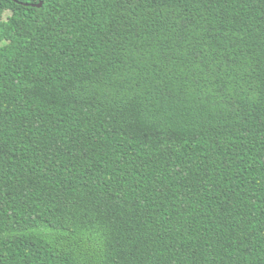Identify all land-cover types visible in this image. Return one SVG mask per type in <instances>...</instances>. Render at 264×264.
<instances>
[{
	"label": "trees",
	"instance_id": "obj_1",
	"mask_svg": "<svg viewBox=\"0 0 264 264\" xmlns=\"http://www.w3.org/2000/svg\"><path fill=\"white\" fill-rule=\"evenodd\" d=\"M0 0V264H264V0Z\"/></svg>",
	"mask_w": 264,
	"mask_h": 264
},
{
	"label": "flooded vegetation",
	"instance_id": "obj_2",
	"mask_svg": "<svg viewBox=\"0 0 264 264\" xmlns=\"http://www.w3.org/2000/svg\"><path fill=\"white\" fill-rule=\"evenodd\" d=\"M11 1H13V2H15V3H17L18 1L17 0H11ZM37 1H40V0H37ZM35 3H33V2H30V3H27V4H23L24 6H26V5H29V6H32V5H34ZM27 7V6H26Z\"/></svg>",
	"mask_w": 264,
	"mask_h": 264
},
{
	"label": "water",
	"instance_id": "obj_3",
	"mask_svg": "<svg viewBox=\"0 0 264 264\" xmlns=\"http://www.w3.org/2000/svg\"><path fill=\"white\" fill-rule=\"evenodd\" d=\"M26 6H29V5H26ZM41 6H42L41 1H39L37 4L32 5V7H37V8H40Z\"/></svg>",
	"mask_w": 264,
	"mask_h": 264
}]
</instances>
